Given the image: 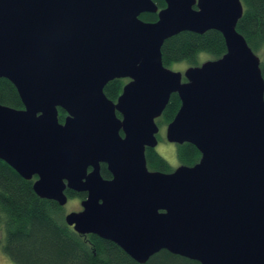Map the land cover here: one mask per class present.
Instances as JSON below:
<instances>
[{
	"label": "water",
	"instance_id": "obj_1",
	"mask_svg": "<svg viewBox=\"0 0 264 264\" xmlns=\"http://www.w3.org/2000/svg\"><path fill=\"white\" fill-rule=\"evenodd\" d=\"M163 1L159 10L152 0H0V79L23 107L0 105V160L59 206L66 190L86 193L64 222L139 264L161 250L199 264H264V80L236 31L242 3ZM211 30L224 39L220 58L183 73L164 67V41ZM116 79L127 82L114 102L104 87ZM172 94L180 106L165 140L200 159L150 171L145 152Z\"/></svg>",
	"mask_w": 264,
	"mask_h": 264
},
{
	"label": "trees",
	"instance_id": "obj_2",
	"mask_svg": "<svg viewBox=\"0 0 264 264\" xmlns=\"http://www.w3.org/2000/svg\"><path fill=\"white\" fill-rule=\"evenodd\" d=\"M159 9L163 0H152ZM242 17L236 31L241 34L253 53L259 54L261 76L264 80V0H240ZM142 21L157 20L156 14H141ZM226 51L224 39L217 31L204 34L182 32L164 41L161 47L163 65L175 63L198 66L203 60L218 59ZM206 58V59H207ZM205 60V59H204ZM125 80H113L104 87L105 96L116 101ZM0 105L22 109L15 87L0 79ZM180 106L176 94H172L161 120L157 125L172 121ZM65 112L58 109V120L63 122ZM159 120V119H157ZM178 163L193 166L200 159L194 146L184 143L176 146ZM145 159L150 171L162 173L174 169L154 149H146ZM105 176L106 171L103 172ZM32 180L22 179L11 167L0 160V245L2 252L15 264H139L114 243L95 235H80L64 222L65 208L56 202L39 198L32 189ZM68 200L82 197L65 191ZM78 196V197H77ZM79 198V199H82ZM145 264H199L173 255L165 250L151 256Z\"/></svg>",
	"mask_w": 264,
	"mask_h": 264
},
{
	"label": "rangeland",
	"instance_id": "obj_3",
	"mask_svg": "<svg viewBox=\"0 0 264 264\" xmlns=\"http://www.w3.org/2000/svg\"><path fill=\"white\" fill-rule=\"evenodd\" d=\"M258 57H261L259 54H256ZM205 55H201V60L206 61V60H211V59H206ZM205 59V60H204ZM165 67V66H164ZM188 67L186 63H175L172 64L170 67H168L170 70L175 71V72H181L183 73L184 70ZM184 81V79H183ZM162 118L160 117L159 120H156V123L158 124L159 121ZM166 124L165 125H158L159 131L156 135L158 144L155 147V152L159 154L164 160H166L169 164H171L172 168H176L180 164L178 163L177 157H176V145L167 143L165 140V130H166ZM80 199H71L68 200L66 206H64L66 213L69 212H77L81 210L80 207ZM0 264H15L13 263L1 250V245H0Z\"/></svg>",
	"mask_w": 264,
	"mask_h": 264
},
{
	"label": "flooded vegetation",
	"instance_id": "obj_4",
	"mask_svg": "<svg viewBox=\"0 0 264 264\" xmlns=\"http://www.w3.org/2000/svg\"><path fill=\"white\" fill-rule=\"evenodd\" d=\"M155 3V2H154ZM156 4V3H155ZM160 10V9H159ZM157 15V14H156ZM157 19H158V17H157ZM157 21V20H156ZM156 21H154V22H156ZM151 23H153V22H151ZM116 80H118V79H116ZM127 82V80H125V83ZM124 83V84H125ZM65 116H66V114H65ZM65 118V117H64ZM63 121H64V119H63ZM60 123H62V122H60ZM175 169V168H174ZM91 171V168H88V172H90ZM106 171V174H105V176H103L104 174H103V172H105ZM170 173V172H169ZM100 174H101V176H102V178L103 179H105V180H110L111 179V174H110V172L107 170V168H106V165L105 164H100ZM75 193V192H74ZM76 194H82L83 195V198L82 197H79V198H82V199H80V200H84V199H86V193H76ZM78 197V196H77ZM76 198V197H75ZM74 198V199H75ZM79 198H76V199H79Z\"/></svg>",
	"mask_w": 264,
	"mask_h": 264
}]
</instances>
